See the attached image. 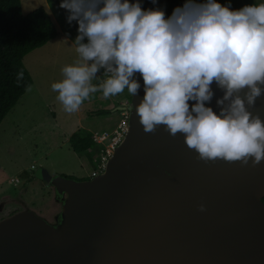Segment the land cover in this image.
<instances>
[{
  "label": "water",
  "instance_id": "obj_1",
  "mask_svg": "<svg viewBox=\"0 0 264 264\" xmlns=\"http://www.w3.org/2000/svg\"><path fill=\"white\" fill-rule=\"evenodd\" d=\"M102 174L77 181L37 168L33 177L65 195L61 229L31 211L0 221V264H264V161L204 162L163 126L146 133L135 105ZM213 99L223 96L215 83ZM264 120V95L249 109ZM203 205L205 210L200 211ZM262 238L257 254L251 250Z\"/></svg>",
  "mask_w": 264,
  "mask_h": 264
},
{
  "label": "clouds",
  "instance_id": "obj_2",
  "mask_svg": "<svg viewBox=\"0 0 264 264\" xmlns=\"http://www.w3.org/2000/svg\"><path fill=\"white\" fill-rule=\"evenodd\" d=\"M60 7L69 24L78 23V59L52 84L65 112L79 111L98 91L105 99L125 89L138 95L139 73L144 96L135 112L146 133L163 126L180 134L204 162L264 161V120L249 110L264 95V3L232 10L217 0H185L170 17L139 0H62ZM213 83L223 92L219 114L206 106Z\"/></svg>",
  "mask_w": 264,
  "mask_h": 264
},
{
  "label": "rangeland",
  "instance_id": "obj_3",
  "mask_svg": "<svg viewBox=\"0 0 264 264\" xmlns=\"http://www.w3.org/2000/svg\"><path fill=\"white\" fill-rule=\"evenodd\" d=\"M19 1L23 15L37 8L44 9L58 33L65 36L67 40L57 37L56 41L47 42L26 54L22 59L34 85L30 89V96L21 103L24 112L19 105L12 109L0 123V221L21 209H27L26 211L33 209L36 217L41 218L53 228L61 229L63 219L60 216V208L65 195L56 193L53 187L38 180L35 181V185L28 186L27 179L34 178L33 174L37 168H43L51 176H68L77 181L86 180L92 165L85 160V155L78 156L71 152L68 137L79 128L89 129L91 134L110 133L123 121V116L128 114L125 110H115V108L129 107L132 96L125 89L123 93L105 99L102 92L98 91L83 102L80 107L82 115L79 119L75 113L65 112L57 100L58 93L52 91V84L63 79L64 66L74 64L78 59L74 47L77 34L71 28L69 29L62 8L56 0ZM248 3V0H221L222 5L230 6L232 10H239ZM260 3H264V0L252 1V4ZM83 42L87 43V38ZM103 72L104 70L101 69L97 73L98 79L93 80V84L98 85L102 81ZM37 101L40 106L38 111L33 106V103ZM51 101L53 105L50 104ZM44 104H49L50 107L45 108ZM206 106L219 114L220 108L215 99L212 98ZM97 110H110V114L104 118L87 117ZM53 111L56 115L55 122L51 115ZM26 112L29 114L35 112L34 115L39 121L37 124L40 125L37 131L28 132L26 129L30 126L15 127L10 124V121L15 122ZM49 123H51L50 126H47L46 124ZM102 144L106 146L107 140L102 141ZM97 153L100 154V151L98 150ZM87 154L91 156V153ZM13 178L19 180L18 184L9 183V179ZM26 189L28 192L24 197ZM29 199H32V202Z\"/></svg>",
  "mask_w": 264,
  "mask_h": 264
},
{
  "label": "trees",
  "instance_id": "obj_4",
  "mask_svg": "<svg viewBox=\"0 0 264 264\" xmlns=\"http://www.w3.org/2000/svg\"><path fill=\"white\" fill-rule=\"evenodd\" d=\"M56 1L61 5L62 0ZM248 1V5H251L253 0ZM135 2L136 0H130V3ZM139 2L144 10L160 9L164 11L166 17H170L176 7L183 6L185 0H157L155 4L152 0H139ZM197 2L202 3L205 0H197ZM217 2L221 4V0ZM62 11L68 22L69 11L64 8ZM68 25L69 29L71 28L78 35L77 21H72ZM56 36V28L44 9L37 8L23 15L19 0H0V123L32 84L22 59ZM109 114L110 110H97L87 117L104 118ZM67 141L71 151L79 156L85 155V160L90 164L92 157L100 148L91 140V133L81 128L75 130ZM88 152L91 156H88ZM63 177L73 179L68 176ZM261 201L264 204V198Z\"/></svg>",
  "mask_w": 264,
  "mask_h": 264
},
{
  "label": "built area",
  "instance_id": "obj_5",
  "mask_svg": "<svg viewBox=\"0 0 264 264\" xmlns=\"http://www.w3.org/2000/svg\"><path fill=\"white\" fill-rule=\"evenodd\" d=\"M127 116L125 114L123 116V121L116 128L109 132H102L100 134H91V140L100 147L99 151L100 154L97 153L91 159L92 169L87 175V179H91L96 175L102 174L105 163L107 158L111 155L112 149L116 146L120 140L122 139L123 135L126 132L127 127ZM107 140L108 144L105 146L102 144V141ZM10 183L13 185L17 184V179L13 178L10 180Z\"/></svg>",
  "mask_w": 264,
  "mask_h": 264
},
{
  "label": "crops",
  "instance_id": "obj_6",
  "mask_svg": "<svg viewBox=\"0 0 264 264\" xmlns=\"http://www.w3.org/2000/svg\"><path fill=\"white\" fill-rule=\"evenodd\" d=\"M57 31V30H56ZM57 37H63L65 40H67L66 39V37L65 36H63V35H61V34H59L58 33V31H57V36L53 39L54 41H56V38ZM33 83L26 89V91L22 94V96L18 99V101L16 102V104L14 105V107L12 108V109H14L15 107H18L19 105H21V103H23L25 100H26V98L28 97V96H30V89L33 87ZM51 105H53V103H52V101H51V103H50ZM33 106H34V109L35 110H39V108H40V106H39V102L37 101V103L35 102V103H33ZM44 107L45 108H49L50 107V105L49 104H44ZM11 109V110H12ZM21 110H22V112H24V107H23V105H21V108H20ZM10 110V111H11ZM9 111V112H10ZM8 112V113H9ZM8 113L6 114V115H8ZM19 112H17V114H18ZM35 113V112H34ZM34 113H28V112H26V113H24V115H23V117L21 118L20 116L18 117V119L15 121V122H13V121H10V124H12V125H14L15 127H24V126H30V127H28L27 129H26V131H30V132H34V131H37L39 128H40V125L39 124H37L39 121L36 119V117H35V115H34ZM55 112L53 111V113H51V115H52V119H53V122H55L54 121V119L56 118V115L54 114ZM75 114H76V116H77V118L79 119V117L82 115V113H81V111H80V109H79V111H77V112H75ZM16 115V114H15ZM6 117V116H5ZM21 118V119H20ZM20 119V120H19ZM21 124H23V125H21ZM50 124L51 123H49V124H46L47 126H50ZM77 130V129H76ZM85 130H89V129H85ZM91 133V132H90ZM70 149V148H69ZM71 150V149H70ZM72 152V151H71ZM73 153V152H72ZM74 154V153H73ZM79 156V155H78ZM14 176L13 174H10V176ZM30 176V175H29ZM15 177V176H14ZM34 178H28L27 180H28V182H27V184H28V186H32V185H35V181H37L36 179H34ZM18 181L19 180H17V184H18ZM39 182H41V181H39ZM9 183H10V179H9ZM12 184V183H11ZM47 185V184H46ZM48 186V185H47ZM27 188V187H26ZM28 192V190L26 189L25 191H24V197H25V195H26V193ZM29 200H31V202H32V199H29ZM31 202H27V203H31ZM25 210H27V209H21V211H18V212H22V211H25ZM31 210V212L32 213H34V210L33 209H30ZM16 213V212H15ZM15 213H13V214H15ZM13 214H11V215H13ZM11 215H9V216H11ZM8 216V217H9ZM7 218V217H6ZM5 218V219H6Z\"/></svg>",
  "mask_w": 264,
  "mask_h": 264
},
{
  "label": "bare ground",
  "instance_id": "obj_7",
  "mask_svg": "<svg viewBox=\"0 0 264 264\" xmlns=\"http://www.w3.org/2000/svg\"><path fill=\"white\" fill-rule=\"evenodd\" d=\"M263 247V240L262 238L258 239L254 245V247L252 248L251 250V253L252 254H257L260 252V250L262 249ZM202 253L212 262L214 263H222V264H225V263H228L229 262V259L227 257H224V256H220V255H216L211 249L210 247H205L203 250H202Z\"/></svg>",
  "mask_w": 264,
  "mask_h": 264
}]
</instances>
